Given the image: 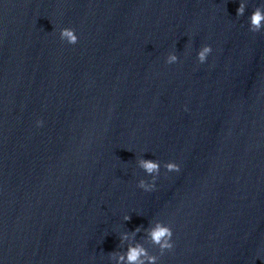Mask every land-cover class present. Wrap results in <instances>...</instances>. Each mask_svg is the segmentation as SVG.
<instances>
[{"label":"clouds","instance_id":"clouds-1","mask_svg":"<svg viewBox=\"0 0 264 264\" xmlns=\"http://www.w3.org/2000/svg\"><path fill=\"white\" fill-rule=\"evenodd\" d=\"M246 0H239V7L237 8V17H243L246 11ZM249 31L252 33H260L264 31V4L256 6L248 17ZM60 39L66 41L68 44L75 45L78 43V35L75 29L64 27L59 31ZM211 45H203L197 52V61L203 64L207 61L208 56L212 53ZM167 64H175L179 62V57L175 52H169L166 61ZM43 120H37V127L43 126ZM137 166L144 171V173L151 177V180L140 179L137 187L143 189L145 192L154 191L156 188V180L161 171V162L155 159H145L144 157L137 158ZM166 170L165 174L169 172H179L180 165L174 161H169L163 164ZM124 221H130L131 216L125 215ZM143 231V243L137 241L136 237ZM145 244L158 248L159 255L150 253ZM125 251H112L108 253V258L111 261H116V264H158L160 256L166 251H171L174 248L173 229L171 224L165 223L162 220H155L149 223L147 227L143 225L137 226L132 231L121 232L119 235V247H124Z\"/></svg>","mask_w":264,"mask_h":264},{"label":"water","instance_id":"water-1","mask_svg":"<svg viewBox=\"0 0 264 264\" xmlns=\"http://www.w3.org/2000/svg\"><path fill=\"white\" fill-rule=\"evenodd\" d=\"M0 264H12V220L9 183L7 95L0 23Z\"/></svg>","mask_w":264,"mask_h":264}]
</instances>
